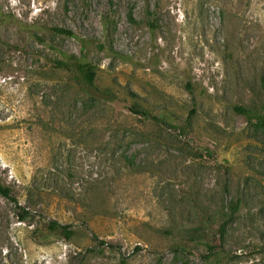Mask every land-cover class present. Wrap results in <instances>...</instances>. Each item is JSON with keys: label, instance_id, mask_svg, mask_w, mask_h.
I'll return each instance as SVG.
<instances>
[{"label": "rangeland", "instance_id": "374dc122", "mask_svg": "<svg viewBox=\"0 0 264 264\" xmlns=\"http://www.w3.org/2000/svg\"><path fill=\"white\" fill-rule=\"evenodd\" d=\"M263 76L264 0H0V264H264Z\"/></svg>", "mask_w": 264, "mask_h": 264}, {"label": "trees", "instance_id": "16d2710c", "mask_svg": "<svg viewBox=\"0 0 264 264\" xmlns=\"http://www.w3.org/2000/svg\"><path fill=\"white\" fill-rule=\"evenodd\" d=\"M110 7L108 6V8H106L100 14L104 37L111 36L117 28V22L115 21L116 11H113L112 6ZM129 20L131 22L136 21L132 11L129 12ZM53 31L55 34L60 35V36H72V37L76 36V33L70 28L55 26L53 28ZM98 45L100 48L104 47V44L101 42H99ZM53 64L57 69L61 71H67V72H71L72 74H74L80 84L93 87L96 83L97 76H98V69L96 65L90 62L84 56L63 53V58L56 59ZM262 81H263V89H264V76L262 78ZM101 94L105 96H109L110 92H108L107 90H103ZM130 109L135 113L144 115L146 118H149L152 116L150 111H148L143 106H140L138 104L132 105ZM235 109L236 111L246 115L249 119H256L258 121L264 122V111L259 112V111H255L252 109L240 107V106H237ZM0 193L6 198L12 200L16 204L21 221H27L28 219L31 218V212L26 207L19 205V202L17 201V199L13 196L12 188L6 185L1 179H0ZM233 212L234 210L232 208L231 213L233 214ZM47 227L52 232H59L67 239H70L74 233V230H72L71 225L63 224L56 220L49 221L47 224ZM209 243L210 242H208V244ZM210 245L211 244H209V247L210 249H212V246Z\"/></svg>", "mask_w": 264, "mask_h": 264}, {"label": "clouds", "instance_id": "9594fccd", "mask_svg": "<svg viewBox=\"0 0 264 264\" xmlns=\"http://www.w3.org/2000/svg\"><path fill=\"white\" fill-rule=\"evenodd\" d=\"M12 4H15L16 3V0H11Z\"/></svg>", "mask_w": 264, "mask_h": 264}]
</instances>
